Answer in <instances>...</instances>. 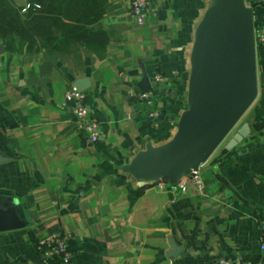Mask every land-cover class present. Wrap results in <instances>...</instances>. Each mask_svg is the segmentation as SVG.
Segmentation results:
<instances>
[{
  "label": "crops",
  "instance_id": "0c3cea01",
  "mask_svg": "<svg viewBox=\"0 0 264 264\" xmlns=\"http://www.w3.org/2000/svg\"><path fill=\"white\" fill-rule=\"evenodd\" d=\"M24 7L30 0H10ZM256 22L264 23V0ZM206 0H150L138 24L130 0H109L101 22L108 40L99 56L71 42L50 49L42 39H1L0 207L12 203L27 226L0 231V264H45L37 243L68 239L69 264H264V46L258 50V96L239 126L250 135L235 149L215 151L202 166L206 186L163 179L140 186L122 170L148 142L175 132L183 108L194 29ZM175 71L178 75H175ZM157 93L158 126L137 93L143 73ZM162 74L164 82H154ZM83 77L90 115L101 125L88 144L65 94ZM182 247L169 256V239Z\"/></svg>",
  "mask_w": 264,
  "mask_h": 264
},
{
  "label": "water",
  "instance_id": "95a60500",
  "mask_svg": "<svg viewBox=\"0 0 264 264\" xmlns=\"http://www.w3.org/2000/svg\"><path fill=\"white\" fill-rule=\"evenodd\" d=\"M206 1L208 6L194 29L190 51L187 106L175 122L174 134L159 145L148 142L122 167L140 186L165 179L175 189L221 145L224 144L223 153H228L250 135L249 123L239 126V122L259 90L257 6L250 0ZM3 52L4 45L0 43V53ZM138 85L151 89L145 72ZM75 86L85 91L91 86L90 79L80 78ZM6 160L0 152V162ZM27 224L13 203L0 207V231ZM169 243L172 249L168 255L177 256L182 247L171 238Z\"/></svg>",
  "mask_w": 264,
  "mask_h": 264
},
{
  "label": "trees",
  "instance_id": "16d2710c",
  "mask_svg": "<svg viewBox=\"0 0 264 264\" xmlns=\"http://www.w3.org/2000/svg\"><path fill=\"white\" fill-rule=\"evenodd\" d=\"M108 1L30 0L27 10L21 12L23 7L0 0V38L17 36L28 42L42 39L50 49H63L76 42L92 47L102 56L108 36L93 27L101 22Z\"/></svg>",
  "mask_w": 264,
  "mask_h": 264
},
{
  "label": "built area",
  "instance_id": "2783aa9c",
  "mask_svg": "<svg viewBox=\"0 0 264 264\" xmlns=\"http://www.w3.org/2000/svg\"><path fill=\"white\" fill-rule=\"evenodd\" d=\"M250 2L255 4L253 0H250ZM149 4L150 0H130V12L138 24L146 23L149 14ZM27 7L28 4L22 8L21 12H25ZM255 44L257 48L264 46V23H257L255 29ZM175 75H178L177 71H175ZM153 81L157 83L164 82L165 77L162 74H156L154 75ZM137 95L151 107V109L148 110L147 117L152 121L153 127H157L160 118L159 112L155 107L157 103V93L151 88L149 90L142 89ZM65 97L67 101L74 102L73 115L75 127L84 135L86 143L96 144L100 139L102 129L100 123L90 115L87 93L78 90L77 87L74 86L65 94ZM203 165L204 164L198 169H193L183 178L191 181L196 188L200 190L206 186V180L202 171ZM183 179L179 182L182 187L185 186ZM37 248L45 264H69L72 259V253L68 247V239L56 233L48 234L40 238L37 243ZM260 250L264 252V219L260 222Z\"/></svg>",
  "mask_w": 264,
  "mask_h": 264
},
{
  "label": "rangeland",
  "instance_id": "374dc122",
  "mask_svg": "<svg viewBox=\"0 0 264 264\" xmlns=\"http://www.w3.org/2000/svg\"><path fill=\"white\" fill-rule=\"evenodd\" d=\"M186 96H187V86L185 85V88L183 90V103L184 104L182 105L183 106L182 110H184L186 108V106H187ZM178 118H179V116H178ZM178 118H177V120H178ZM221 147H222V145L216 151L221 149Z\"/></svg>",
  "mask_w": 264,
  "mask_h": 264
}]
</instances>
